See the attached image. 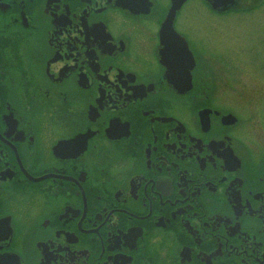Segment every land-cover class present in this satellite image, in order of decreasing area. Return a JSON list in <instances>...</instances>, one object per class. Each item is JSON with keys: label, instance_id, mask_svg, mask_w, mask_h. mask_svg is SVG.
Segmentation results:
<instances>
[{"label": "flooded vegetation", "instance_id": "flooded-vegetation-1", "mask_svg": "<svg viewBox=\"0 0 264 264\" xmlns=\"http://www.w3.org/2000/svg\"><path fill=\"white\" fill-rule=\"evenodd\" d=\"M170 6L0 0V264H264V0Z\"/></svg>", "mask_w": 264, "mask_h": 264}, {"label": "rangeland", "instance_id": "rangeland-1", "mask_svg": "<svg viewBox=\"0 0 264 264\" xmlns=\"http://www.w3.org/2000/svg\"><path fill=\"white\" fill-rule=\"evenodd\" d=\"M231 30H238V29H231ZM258 30L261 31V28L258 29ZM254 31H255V28L253 26L247 25L244 28H242L241 33H243V34H250V33H254ZM245 72H247L248 74L251 73L250 70H246Z\"/></svg>", "mask_w": 264, "mask_h": 264}, {"label": "water", "instance_id": "water-1", "mask_svg": "<svg viewBox=\"0 0 264 264\" xmlns=\"http://www.w3.org/2000/svg\"><path fill=\"white\" fill-rule=\"evenodd\" d=\"M173 6H175V0H171V6H170V11H171V13H172V11H173ZM216 6V5H215Z\"/></svg>", "mask_w": 264, "mask_h": 264}]
</instances>
